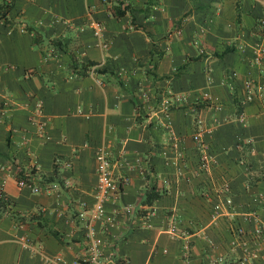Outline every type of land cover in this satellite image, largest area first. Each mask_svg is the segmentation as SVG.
Wrapping results in <instances>:
<instances>
[{"label":"crops","instance_id":"0c3cea01","mask_svg":"<svg viewBox=\"0 0 264 264\" xmlns=\"http://www.w3.org/2000/svg\"><path fill=\"white\" fill-rule=\"evenodd\" d=\"M5 1L0 264H93L75 213L99 151L127 177L96 222L106 264H264V0ZM30 167L36 192L16 185Z\"/></svg>","mask_w":264,"mask_h":264},{"label":"built area","instance_id":"2783aa9c","mask_svg":"<svg viewBox=\"0 0 264 264\" xmlns=\"http://www.w3.org/2000/svg\"><path fill=\"white\" fill-rule=\"evenodd\" d=\"M106 1V0H103ZM257 23L260 27H264V17H259ZM93 34L99 36L100 34V24L94 22L93 24ZM253 65L255 66L258 73H264V38L255 46V54L253 56ZM92 69V67H91ZM90 69V70H91ZM257 90L263 91L264 86L258 84L256 86ZM250 94H246L242 100L248 99ZM180 96H175V100H180ZM169 102L167 99L161 100L162 111L168 109ZM192 138L196 141V144L199 146L201 140L198 134H193ZM98 159V165L96 170V182L92 192V200L89 204L80 202L76 210L75 216L76 219L82 222L83 225V239L87 246V260L93 264H106V260L100 259L101 245L103 243L102 236L99 234L96 222L104 218V202L105 200L112 195H115L120 190L121 186L126 183L127 177L120 176L115 178L110 167V162L106 157V154L102 151H99L96 154ZM210 161L207 158V155L204 151L201 152L198 160L197 167L199 169L206 170L209 168ZM0 168H4V164L0 162ZM27 176L29 181L27 182L23 178H18L16 180L17 186H27L30 191L36 192L39 189V185L34 184L33 179L29 173L26 171L24 173ZM64 185H67L68 182H63ZM215 201L212 205L214 211L219 210H228L231 206L230 193L226 186L220 188L215 194ZM257 230V229H256ZM237 231L240 232V228H237ZM26 247L32 249V247L24 243ZM57 259V257H55ZM220 260V257H218ZM65 264H80L77 260H72L66 262ZM213 264V263H210Z\"/></svg>","mask_w":264,"mask_h":264},{"label":"trees","instance_id":"16d2710c","mask_svg":"<svg viewBox=\"0 0 264 264\" xmlns=\"http://www.w3.org/2000/svg\"><path fill=\"white\" fill-rule=\"evenodd\" d=\"M9 1L7 0V1H5V3L3 4L4 6V10L8 7V5H9ZM118 4L115 6V8H114V12H115V14L116 15H118V14H120L121 12V10H123L122 8H120L121 7V1H118L117 2ZM120 6V7H119ZM4 16V12L1 14V17H3ZM89 62H87V64H88ZM87 64H82L81 65V67H84V68H86V66H87ZM90 64V63H89ZM88 64V65H89ZM91 66V65H90ZM76 67V65L75 64H71V68L72 69H74ZM88 69H90V68H88ZM92 70H97L96 68H94V66L92 67ZM33 167V166H32ZM32 167H30L29 168V173H30V175H32V173L35 171V169L34 168H32ZM24 173H25V171L22 169V168H19L18 170H17V175L15 176V180H17L18 178H23V179H25L27 182L29 181V179H27V176H25L24 175ZM43 175H40V179L41 180H49L50 178H46V177H44ZM158 192H156V191H154V190H150V192H147L146 193V196H145V201L146 202H150L152 199H154L155 197H157L158 196V194H157ZM6 201H7V198H5L4 197V195L2 194V193H0V206L1 207H3L4 206V204H6ZM54 232V231H53ZM55 233V232H54Z\"/></svg>","mask_w":264,"mask_h":264}]
</instances>
